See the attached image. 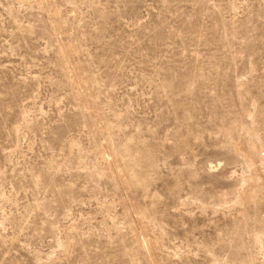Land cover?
I'll use <instances>...</instances> for the list:
<instances>
[{
    "label": "rangeland",
    "instance_id": "obj_1",
    "mask_svg": "<svg viewBox=\"0 0 264 264\" xmlns=\"http://www.w3.org/2000/svg\"><path fill=\"white\" fill-rule=\"evenodd\" d=\"M0 264H264V0H0Z\"/></svg>",
    "mask_w": 264,
    "mask_h": 264
}]
</instances>
